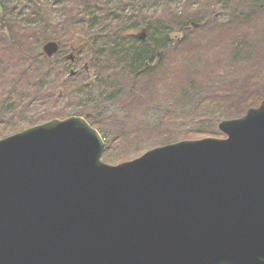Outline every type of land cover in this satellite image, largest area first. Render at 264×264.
Wrapping results in <instances>:
<instances>
[{
	"label": "water",
	"instance_id": "obj_1",
	"mask_svg": "<svg viewBox=\"0 0 264 264\" xmlns=\"http://www.w3.org/2000/svg\"><path fill=\"white\" fill-rule=\"evenodd\" d=\"M91 116L0 138V264H264V99L118 164Z\"/></svg>",
	"mask_w": 264,
	"mask_h": 264
},
{
	"label": "trees",
	"instance_id": "obj_2",
	"mask_svg": "<svg viewBox=\"0 0 264 264\" xmlns=\"http://www.w3.org/2000/svg\"><path fill=\"white\" fill-rule=\"evenodd\" d=\"M114 1H116L115 8H110L111 3ZM122 1L88 0L89 9L93 11L91 14L87 13L88 18L84 19L88 26L96 30L97 33H102L104 40L102 47H95L98 44L96 40L88 43V51L95 52L96 56H98L99 61H94V67L98 72L96 75L98 80L94 82L95 87L92 92L85 91L82 93L83 96L90 95V100L86 107L77 114H93L89 121L100 130L105 139L104 160L109 162L111 160L110 157H113L111 154L109 157L107 150L116 136L125 138L127 142V138L134 135L137 138L136 141H138L136 145L129 144L127 146L122 141L124 145L121 144L120 153L115 154L114 157V160L118 163L128 158L129 151L141 149L142 145H140L139 141L142 138H147V142L150 143L156 142L155 133L167 135L163 139L164 143L176 141L172 134V129H170L176 118H184L194 124L195 115L204 113L205 109L210 107L215 114V120L212 126L202 131L200 129L198 132H203V134L205 132L221 134L218 126L219 122L222 121V119L219 120L221 117L235 118L242 116L248 108L258 106L264 99V54L251 65L255 59L253 57L261 53V49L258 48V42L248 50V55L243 61L239 57L240 51L242 50L243 52L248 40H251V38L244 39L242 36L244 32H249L252 29V36H257L258 34V29L255 28L253 19H255L254 16L260 9L264 12V0H210L209 8H200L199 11L194 13L187 14L186 12L184 15L177 14L170 16V18L162 17L160 19V17H156L157 21L154 25L150 20L132 19L129 14V16L126 15L125 8L132 6V3L127 0L128 5L122 8ZM132 1L136 4L135 0ZM163 1L166 2L165 4H170L172 0ZM221 1L224 8L229 10V22L220 24L222 25L220 27L222 35L217 34V44L216 41L213 42L212 48L205 51L203 49L204 40L208 38L209 29L213 27L211 24L216 20H212V14L215 11L213 5L218 2L217 5L219 6ZM45 2L46 0H0V28L6 27V31L0 29L1 86L8 83L10 74H14L15 70L10 71L11 67H16L15 72L20 76L29 78V74L39 69L42 65L46 70V75H50L51 66L53 64L55 66L58 62L62 63L59 59V53L49 57L45 53L40 52L38 50L39 44H30L26 34L19 30L21 26V29L27 32L29 29L26 26L27 23H37L38 26L35 27V32L33 33L35 40H61L58 34L62 32L59 31L58 33L55 29L53 31L54 27L50 25L53 21L45 7ZM146 4L149 5V0H142L141 6ZM26 8H29L28 11L23 12ZM20 13L27 15L24 16L25 19ZM33 17L36 18V21L31 19ZM205 17L208 22L202 25ZM37 18L40 19L38 20ZM192 21L200 25L194 27ZM141 23L147 27L148 35L146 39H140L134 32L128 31L129 29L140 28ZM233 24L239 26L236 36L239 40L242 37L244 40L239 46V40L235 43V36L231 32L232 29L230 27ZM174 27H178L183 32L191 31L186 34L187 39L185 42L177 41L178 46H175V39L170 44L171 42L168 43L166 39L152 38L156 34H164L165 37H168L169 29L170 31L176 30ZM151 28L153 29L152 35L148 31ZM51 34L57 35L53 38L49 37ZM123 43H127V47ZM229 48H234V52L231 53L228 50ZM159 51L166 52L169 56L166 59L159 57ZM233 57L235 58L232 59ZM230 59L232 60L230 61ZM66 66L68 67V64ZM114 75H118L120 78L113 80ZM71 77L74 76H69V78ZM141 77H144L146 81L142 91H140V95L144 97L145 103L143 106H146L144 107L146 108L144 113H147L144 116L145 120H136L131 128L123 129L117 127L115 124L116 120H126L127 118L125 113L128 112L121 109L132 107L134 102V100H131V97L134 96L132 93H136L135 86L139 91L138 82ZM183 77L186 86L179 89L176 81ZM120 80L124 81L123 85L116 88L113 82ZM129 81L133 82L131 88H125V82ZM226 82H232V87L230 86L227 91H224L221 88ZM14 87L7 91L12 97L0 95V126L2 123H5L6 126L10 121H13L11 133L18 131L20 125L24 122L14 120L11 117L4 121L6 101L12 100L15 110H17V95L19 92L18 88ZM80 88L82 87H77L75 90ZM97 88L102 90L100 92L96 91ZM36 98H38L37 94L32 95L26 104L29 105L30 101ZM98 112H101V114H98ZM130 113L134 114L133 112ZM113 114L120 115L115 117ZM56 116H58L56 112L48 110L40 115L39 119L25 123L21 128L24 129ZM103 116H107L104 125H108L110 128L112 126L114 129L111 136H109L108 131L100 127V123H97L98 121L96 122L98 119L101 120ZM200 123L198 122V126ZM196 128H194L195 131L198 130ZM189 134L192 133L186 131L184 135L189 138Z\"/></svg>",
	"mask_w": 264,
	"mask_h": 264
},
{
	"label": "rangeland",
	"instance_id": "obj_3",
	"mask_svg": "<svg viewBox=\"0 0 264 264\" xmlns=\"http://www.w3.org/2000/svg\"><path fill=\"white\" fill-rule=\"evenodd\" d=\"M214 1H219V0H214ZM132 3V6H127L128 2L127 0L122 1L121 7L125 8L126 10V15H130L132 19H138V20H150L151 23L154 25L155 22L157 21L155 18L162 17L165 18H170V16H174L177 14H182L184 15L186 12L187 14L189 13H194L196 11H199L200 8H209L210 0H172L170 1V4H165L163 0H149V5H144L141 6L142 0H135V3L130 0ZM262 2V1H261ZM218 2H216L213 6L215 7V11L212 14V20H215L212 22V28L209 29L210 32L207 34L208 38L204 40V47L203 49L206 51L209 48H212L211 46L213 45V42L216 41L217 44V34H221L220 32V27L224 23H228V12L229 10L224 8L223 2L221 1L219 6L217 5ZM116 6V1L112 2L110 5V8H115ZM211 6V7H213ZM45 7L48 10V13L50 15V18L52 19V23L50 25H53V31L54 29L58 31H61L62 33H57L59 35V38L61 39V52L59 53V59L62 61V63L58 62L54 66H51V71L50 75H46V70L43 67V65L37 69L32 71L29 74V78L26 76H20L16 71V67L10 68V71H14V74H10V78L8 80V83L5 84L4 86L0 85V95L2 94L3 96L6 97H12L11 94H8L7 91L10 90L11 88H18V95H17V110H15V106H13V101L8 100L6 101V106L4 109V121L8 118H14V120H21L24 121L20 125V129L18 131H21V127L24 126L25 123H30L31 121L35 119H39L40 115L45 113L48 110H53L56 112L58 116L53 117V118H66L71 115H82L85 116L84 114H77L79 113L80 110L84 109L90 100V95H82L85 91L87 92H92L93 88L95 87V81L98 80L96 75L98 72L96 71V68L94 67V61L98 62V56H96L95 52L88 51L89 46L88 43H91V41L96 40L98 43L95 47H102V42L104 38H102V33H97L96 30L92 29L86 21H84L85 18L87 17V13L91 14L93 10L89 9L88 6V0H46L45 2ZM103 7V6H102ZM29 8H26L23 10V12L28 11ZM101 9V8H100ZM102 11V10H99ZM133 11V12H132ZM121 15L122 13L119 12ZM21 14V13H20ZM128 15V16H129ZM22 17L27 16L26 14H21ZM125 16V15H124ZM167 16V17H166ZM255 19H253V23L255 24V28L258 29V34L252 36V29L247 32L245 31L244 34L242 35L244 39H249L248 44L245 45L242 50L240 51L239 57L243 61L247 55H248V50L251 49L257 42H258V48L261 49V53L257 54L251 65L255 63V61L264 54V12L262 9L258 11V13L255 14ZM211 18V17H210ZM262 18V20H261ZM25 19V17L23 18ZM36 21V18H31ZM38 20L40 18H37ZM261 20V24H260ZM22 21V20H20ZM193 23H196L195 21H192ZM208 22V20L205 17V20H203L202 25ZM150 23V22H149ZM148 24V23H147ZM198 24V23H197ZM70 26V28H68ZM141 27L135 30H128L130 32H134L135 34L138 33L141 35L143 33V29H146V38H147V27L144 26L145 24L141 23ZM26 26L29 28L27 32H24L21 29V26L19 30L23 33L26 34L28 37V41L32 45H38V50L40 52L45 53L43 49V45L47 43L48 41H39L35 40L33 37V33L35 32V27H37V23H27ZM239 26L236 24H233L230 28L232 29V33L235 36V43L239 40V38L236 36L237 31ZM3 31H6V27L0 28ZM173 31H170L169 29V34L168 37H165L164 34H156L153 35L152 38H162L166 39V41L170 44H172L173 39H175V46H178L177 41H183L185 42L187 39V35L189 32H183L178 29V27H174ZM214 29V30H213ZM150 31L151 35L153 32V29L151 28ZM57 34H51L49 37H55ZM81 34V35H80ZM83 34V35H82ZM106 34V33H104ZM243 37L238 41V46L243 43ZM8 39V38H7ZM177 39V40H176ZM179 39V40H178ZM41 40V39H40ZM56 40V39H53ZM50 41V40H49ZM58 41V40H57ZM244 41V40H243ZM127 47V43H123ZM82 46L84 49L82 50ZM219 48V47H217ZM101 49V48H100ZM214 49V47H213ZM234 48H229L228 50L233 53ZM36 50V51H38ZM76 51H79V56L76 58L75 61H73L72 66L74 67V70H79V75L74 76L69 78V72L70 69L66 66V64H69L66 61V57L70 53H76ZM245 52V54H244ZM161 57H164L165 59L169 56L166 54V52H161ZM237 56V55H236ZM233 57L232 59H234ZM251 58V59H253ZM230 59V61L232 60ZM65 64V65H64ZM84 66L86 69H84ZM112 67V66H111ZM109 67V68H111ZM90 68V70H89ZM117 69H119L117 67ZM81 71V72H80ZM120 76L114 75L113 80H118ZM65 82V86H64ZM124 81H118V82H113L114 86L119 87L123 85ZM145 78L141 77L139 80V91L138 88L135 86L136 93L133 92L131 100H134L132 107L131 108H122L121 110L126 111L128 113H125L127 118L125 116H122L126 118V120H116L115 124L117 127L127 129L131 128L132 124L136 122V120H145V115L147 113H144V109L146 110V106H143L144 102V97L140 95V91H142V88L145 85ZM91 83V86H90ZM133 82H125V88H131ZM85 85V86H84ZM177 87L180 89L181 87H185V80L184 77L180 78L176 81ZM88 86V88H87ZM230 86L232 87V82H226L223 84V87L221 88L224 91H227ZM74 87V88H72ZM77 87H82L80 89L75 90ZM147 87V83H146ZM145 87V88H146ZM112 89V88H110ZM75 90V91H74ZM102 89L97 88L96 91H101ZM138 92V93H137ZM155 93V92H154ZM153 93V94H154ZM34 94L38 95V98L32 99L27 105L28 99ZM131 94V95H132ZM137 94V95H136ZM135 97V98H134ZM26 104V105H25ZM25 106V108H24ZM212 108H207L205 109L204 113H198L194 117V124L191 123L190 120L184 119V118H176L173 123L171 124L172 129V134L175 137L176 141L182 140V139H199L203 137H208V136H215V137H224L225 135L221 132V134H215V133H207L205 132H198L209 128L212 126L213 121L215 120L214 113L212 112ZM130 112H133L134 114H131ZM115 117L119 116L120 114H113ZM219 115V114H217ZM51 118V119H53ZM107 119V116L101 117V120H96L97 123H100V127H103L105 131L109 132V136L114 132V129L108 126L104 125V121ZM224 120L227 119L224 116L221 117L219 120ZM50 120V119H49ZM149 120V118H148ZM192 120V121H193ZM48 121V120H47ZM217 121V120H216ZM46 122V121H43ZM43 122H40L38 124H41ZM198 122H201L198 126ZM12 124L13 121H10L8 125L5 126V123H2L0 126V138H3L5 136L11 135L13 133L18 132L17 130L11 133L12 130ZM37 125V124H35ZM93 125V124H92ZM34 126V125H31ZM28 126V127H31ZM25 127L24 129L28 128ZM126 127V128H125ZM197 127V128H196ZM97 128V127H96ZM198 129L195 131V129ZM22 129V130H24ZM189 131V138L185 137V132ZM197 132V133H194ZM166 134H154V137H156V142L150 143L147 142V138H142L139 142L141 146V149H133L129 151L128 158L126 160L133 159L135 157L140 156L142 153L145 151L156 147L160 145H164L163 139L166 137ZM137 138H135L134 135H131L129 138H127V142L125 138H120V137H115L114 140L111 141V146L108 148L107 154L110 157V154L113 155V157H110L111 160L108 162L104 160L103 156L102 159L108 163L111 164H118L120 162H116L114 160L115 154L120 153L122 147L121 144L125 146L127 145H133V144H138V141H136ZM139 140V139H138ZM124 141V143L122 142ZM175 142V141H173ZM120 144V146H119ZM144 145V146H143ZM104 154V153H103ZM123 160V161H126ZM121 161V162H123Z\"/></svg>",
	"mask_w": 264,
	"mask_h": 264
},
{
	"label": "flooded vegetation",
	"instance_id": "obj_4",
	"mask_svg": "<svg viewBox=\"0 0 264 264\" xmlns=\"http://www.w3.org/2000/svg\"><path fill=\"white\" fill-rule=\"evenodd\" d=\"M136 35L139 37V34L138 33H136ZM140 38V37H139ZM55 41H57V40H55ZM58 43H59V46H60V49H59V51H58V53H60L61 52V40H58L57 41ZM44 46V45H43ZM84 49V47L82 46V50ZM80 52L79 51H76V53H70V54H73L74 55V58L73 59H70V58H68V56L70 55H68L66 58V60L69 62V64H68V69H70V72H69V74L71 73V71L72 70H74L73 68V66H72V63H73V61H75L76 60V58H77V55L79 54ZM85 67V66H84ZM75 71H77V73L74 75V76H77L78 74H79V70H75ZM81 72V71H80ZM69 76H72L71 74L69 75Z\"/></svg>",
	"mask_w": 264,
	"mask_h": 264
}]
</instances>
